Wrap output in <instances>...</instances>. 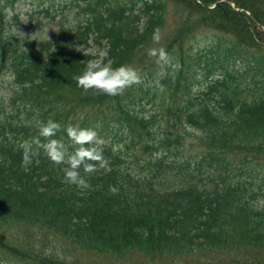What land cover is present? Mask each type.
<instances>
[{"label": "trees", "instance_id": "obj_1", "mask_svg": "<svg viewBox=\"0 0 264 264\" xmlns=\"http://www.w3.org/2000/svg\"><path fill=\"white\" fill-rule=\"evenodd\" d=\"M20 1L0 0V264H264V0H25L33 28L61 17L49 39L14 31ZM71 5L82 20L66 26ZM204 32L217 36L203 48ZM161 47L167 64L148 55ZM105 49L142 82L114 97L77 87ZM49 119L69 152V124L104 140L107 167L81 169L90 188L43 150L22 167Z\"/></svg>", "mask_w": 264, "mask_h": 264}, {"label": "clouds", "instance_id": "obj_2", "mask_svg": "<svg viewBox=\"0 0 264 264\" xmlns=\"http://www.w3.org/2000/svg\"><path fill=\"white\" fill-rule=\"evenodd\" d=\"M152 39L154 43L160 42L159 29L154 31ZM148 55L155 58L158 64H167L169 61V55L163 47L149 49ZM82 62L85 63V68L82 74L74 75L73 80L85 93L91 91L114 97L142 82L138 70L132 65L114 67L107 49L102 50L98 57ZM61 130V125L52 119L41 122L38 126V136L21 144L22 167L27 171L33 163V157H38L43 150L44 155L53 164L63 166L65 183L80 189L90 188L91 185L81 175V169L86 176H90L107 167L108 161L103 156L102 149L104 140L93 128L69 124L64 129L73 148V151L69 152L62 139L54 138ZM109 191L118 194L119 189L109 186Z\"/></svg>", "mask_w": 264, "mask_h": 264}, {"label": "rangeland", "instance_id": "obj_3", "mask_svg": "<svg viewBox=\"0 0 264 264\" xmlns=\"http://www.w3.org/2000/svg\"><path fill=\"white\" fill-rule=\"evenodd\" d=\"M38 1H36L37 3ZM31 1H25V0H21L20 2H18L16 4V13L20 14L21 19H20V26H14V31H20L21 34H28L32 37H38V38H42V39H49L51 38L54 34H56L59 30V27L61 25V17L58 15L56 20H51V17H46V19L43 18V15H39L40 20H42V24H36L34 25L35 27H31L28 20V15L27 12L29 10H33L34 8L37 7L36 3L34 5H30ZM60 12V11H59ZM63 14H66V18H64L63 23L66 26H72L73 24L79 22L82 20V15H80L78 13V9L73 5H71L69 7V9L67 11H65ZM38 14H35V18ZM261 26V30H264V27ZM170 33V30L167 31V34ZM214 33V32H213ZM214 34H211L210 32H204L202 33L199 37L197 42L200 43V45L204 48V47H209V44L216 38ZM261 39H264V34L261 33L260 36ZM229 40V39H228ZM264 43V41H263ZM87 51H92L93 53L96 52L95 47H91L88 48ZM3 82H0V95H3L5 92V90H3ZM193 135V134H192ZM197 136V134H194ZM199 139H192V140H188L186 143L188 145H190V147L192 148H187L188 151L190 153H194V152H198V153H202L205 148L199 147ZM47 239V238H46ZM48 250L53 248L54 250H56L58 253L61 254V256H67V258L70 261H73L74 258L78 259V258H83V255L81 253V251L76 250L75 252L73 251H68L65 249V247L60 246L59 244H63L62 242L57 243L52 237L48 238ZM65 246V245H64ZM73 252V253H72ZM110 257V256H107ZM109 259V258H108ZM101 262L106 261L105 259H100Z\"/></svg>", "mask_w": 264, "mask_h": 264}]
</instances>
